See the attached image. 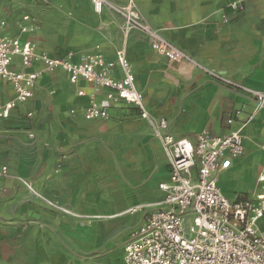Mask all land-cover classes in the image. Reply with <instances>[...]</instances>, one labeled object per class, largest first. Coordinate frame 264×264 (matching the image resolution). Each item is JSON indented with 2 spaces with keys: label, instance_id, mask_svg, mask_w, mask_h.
I'll return each mask as SVG.
<instances>
[{
  "label": "crops",
  "instance_id": "0c3cea01",
  "mask_svg": "<svg viewBox=\"0 0 264 264\" xmlns=\"http://www.w3.org/2000/svg\"><path fill=\"white\" fill-rule=\"evenodd\" d=\"M238 1L243 10L233 12L229 5ZM34 2L0 0L6 36L51 57L72 52L74 62L94 53L115 61L124 49L148 114L164 119L175 139L194 142L203 131L221 136L239 130L243 155L217 174L223 195L238 201L262 191L264 111L240 87L264 90V0H132L142 20L192 61L179 64L152 51L141 33L125 35L119 17L96 14L89 0H54L53 10ZM62 5L77 20L68 27L59 21ZM24 26L30 31L21 32ZM82 30L87 38L79 42L80 36L63 37ZM13 67L20 68L18 58ZM108 75L122 77L117 66ZM13 97L10 84L0 80V104ZM91 98L107 110V120L83 119ZM124 104L107 101L105 91L85 81L71 84L55 70L39 78L31 99L0 119V167L7 168L0 180V264H122L130 231L156 209L164 196L159 185L169 180L162 147L140 117L133 128L146 148L128 172L99 147L88 151L105 139L114 109Z\"/></svg>",
  "mask_w": 264,
  "mask_h": 264
},
{
  "label": "built area",
  "instance_id": "2783aa9c",
  "mask_svg": "<svg viewBox=\"0 0 264 264\" xmlns=\"http://www.w3.org/2000/svg\"><path fill=\"white\" fill-rule=\"evenodd\" d=\"M89 1L96 14H101L107 4V0ZM229 7L233 12L243 10L239 1ZM120 14L124 18L125 35L132 31L141 33L151 50L168 63L192 62L142 20L132 0ZM23 20L31 21L29 17ZM223 21L227 18L223 17ZM5 26L6 21L0 16V80L10 84L14 97L0 104V119L9 118L17 105L33 97L44 73L61 70L68 75L71 84L85 81L105 91L107 101L134 106L162 147L169 175L168 182L159 185L163 199L140 226L130 231L122 264H264V187L254 198L230 201L217 182V174L229 169L233 160L243 155L239 130L221 136L203 131L194 142L175 139L168 133L164 119L148 114L124 49L117 51L115 61H106L101 54L94 53L74 62L72 52L61 58L38 53L34 44L20 43L17 38L6 36ZM20 30L28 32L30 27ZM15 58L19 60V69L13 67ZM35 64L38 68L32 70ZM116 66L122 73L118 79L108 75ZM240 89L255 101L257 110L264 111V90ZM78 95L82 96L83 92ZM82 117L86 121H97L107 120L109 115L91 98ZM28 136L31 138L32 134ZM261 148L264 150V145ZM5 177L7 168L2 166L0 180ZM258 181L264 183V175L259 176ZM23 183L30 190L29 185Z\"/></svg>",
  "mask_w": 264,
  "mask_h": 264
},
{
  "label": "rangeland",
  "instance_id": "374dc122",
  "mask_svg": "<svg viewBox=\"0 0 264 264\" xmlns=\"http://www.w3.org/2000/svg\"><path fill=\"white\" fill-rule=\"evenodd\" d=\"M54 0H36V3L34 4L37 7H44L47 6L50 7L51 10V3ZM120 1L116 0H107V4L104 6L103 11H107L108 13H111L113 15H116L119 17V19L122 20V24L124 25V18L120 12H122V9L126 7L127 5L123 6ZM67 6V5H66ZM135 6V5H134ZM61 10V19L59 21L66 27L69 25L77 22L75 20L74 16H70V11L67 9V7H57V10ZM135 6V10H136ZM58 10V11H60ZM68 10V11H67ZM72 11H75L72 9ZM137 11V10H136ZM138 12V11H137ZM74 18V19H73ZM79 33L75 34H69L68 32L65 33V36H63L66 40L71 41L74 39L80 38L77 40L79 42L80 40H84L87 37L85 36V31H78ZM74 42V43H77ZM83 58V56H82ZM81 58V59H82ZM140 122L139 116L137 115V112L134 107L129 105H121L120 107H116L114 109L113 116L111 117V124L113 125L111 129H109V132L106 131L105 139L101 140L97 143V146L88 149V151L91 153L97 150L99 147L100 151L103 152V155L105 156H112L114 158L115 165L121 169L127 170L131 169V167H134L136 164H140L138 162L142 158V154L145 151L146 145L144 144V141H142V136H137L139 131L133 128V125ZM9 131V130H8ZM8 134L10 132H7ZM20 138L27 139V141H30L31 138H28L27 133H16ZM114 165V164H113ZM128 172V170H127ZM60 235H63L60 233ZM63 246H66V248H71L72 245L65 243Z\"/></svg>",
  "mask_w": 264,
  "mask_h": 264
}]
</instances>
